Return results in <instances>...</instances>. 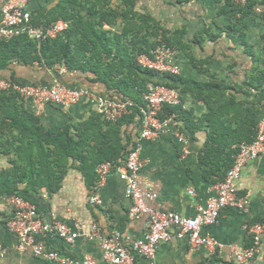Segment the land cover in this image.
I'll return each mask as SVG.
<instances>
[{
  "label": "crops",
  "instance_id": "1",
  "mask_svg": "<svg viewBox=\"0 0 264 264\" xmlns=\"http://www.w3.org/2000/svg\"><path fill=\"white\" fill-rule=\"evenodd\" d=\"M56 1L58 0H30L27 2V9L34 17L39 11L52 9ZM89 3H94L93 7L90 6V24L93 26L90 27V32L96 37L90 34V49L103 51L107 47L99 41L98 34H103L102 41L111 46L109 55H105L103 51L91 57L90 53V63L102 62L104 65L109 63L116 66L119 73L111 76L113 83L121 77L120 72L125 73V66L130 63L127 61L129 56L136 55L141 49L151 51L155 42L162 43L160 37L169 39L176 53V63L181 70L179 75L173 76L179 77V81H173L166 76L171 74L159 73L150 76L138 70V75L133 77L141 80V83L145 80L148 84H179L180 88H183V98L178 106L186 119L198 120L209 109L202 100L196 98L191 87L186 86L184 81L226 86L227 98L235 97L246 102L252 97L246 84L255 81L256 76L264 73V11L258 14L253 10L254 13L251 12L241 19L238 13L225 8L226 0H90ZM257 6L263 5L257 3L254 8ZM111 10H115L120 16L113 20L108 15ZM82 14L85 12L82 11ZM99 17H102V20H98ZM78 32L85 33L82 30ZM78 38L77 36L75 39ZM78 41L82 44L79 39ZM98 57L100 59H97ZM6 73L4 75L7 78L13 74L15 79L28 84L50 86L54 80H58L55 72L35 65L24 67L14 63ZM61 74L64 84L68 87H86L106 97H122L118 89H108L103 81H90L96 79V75L91 71L87 74L81 71L70 72L65 68V72ZM131 96L141 100L134 89L128 90V95L124 97ZM25 104L26 108L34 113L31 105ZM228 114L233 113H224L228 121H231L232 116L230 118ZM35 115L46 129L58 132L70 123L95 116V113L87 103L69 107L48 104ZM180 120L190 139V153L185 157L169 134L142 139L139 136V116L123 122L119 126V135L122 143L139 145L141 160L144 163L140 179L156 193L150 207L157 211H175L192 217L197 208L203 206L214 194L215 184L204 177L202 167L197 161L207 132L202 128L191 135L184 120ZM99 128L101 133L108 131L106 124ZM0 135L4 142L9 144L10 132L3 129ZM115 136L113 134L112 138ZM90 143L96 144L93 137L90 138ZM2 147L1 145L0 148ZM11 157L12 154H0V171L10 168ZM79 164V161L71 164L57 192L48 195L45 188H40L29 193L41 219L62 222L71 229L78 226L82 231H88L91 224L96 223L105 235L119 233L122 242L144 236L146 217L128 216L131 199L126 192L125 183L119 177L122 165L112 166L103 185L97 190L101 199L98 206L88 203L92 190L79 170ZM236 186L239 194L246 195L248 210L243 212L225 207L215 224L202 229L203 234H208L217 241L213 250L205 247L192 248L186 238H176L172 233L167 241L158 245L153 258L136 256L134 264H233L230 258L232 248L248 244L247 227L258 220H264V156L246 163ZM24 187V182L18 183L19 189ZM189 190H193V194L189 193ZM10 212L7 198L0 194V246L4 251L3 256H0V264H52L29 252H18L14 248L15 238L5 227V220ZM44 238L48 248L62 255L74 259L89 255L98 264H105L97 240L77 238L71 243H66L54 236ZM250 264L262 263L257 259Z\"/></svg>",
  "mask_w": 264,
  "mask_h": 264
},
{
  "label": "trees",
  "instance_id": "2",
  "mask_svg": "<svg viewBox=\"0 0 264 264\" xmlns=\"http://www.w3.org/2000/svg\"><path fill=\"white\" fill-rule=\"evenodd\" d=\"M89 2L90 0H58L52 9L39 11L34 17L31 15V22L35 26H46L60 19L69 21L70 27L55 39L37 43L26 35H20L9 40H0V79L10 83H21L13 74H10V78L4 75L14 63L24 67L35 65L41 69H48L55 72L58 81L62 83L64 79L57 68L63 67L70 72L81 71L87 74L91 71L96 75V79L90 81H103L108 89L116 88L122 95L108 98L131 100L134 106L130 113L116 122L106 121L95 114L81 122L70 123L58 132H52L41 124L37 115L26 108L17 92L12 88H0V131L4 129L11 134L9 144L5 143L0 135V146H3L0 148V154H12L9 158L10 168L0 171V194L6 198L17 195L35 205L29 193L40 188H45L48 195L57 192L68 168L76 161L80 162L78 168L84 175L88 187L93 190L98 181L97 166L101 162H110L113 166L123 165L128 153L136 147L135 143H122L119 135V126L123 122L131 121L136 116H139L141 122L142 93L146 91L148 83L145 80L141 83V80L133 76L138 75L137 70L150 76L159 73L142 68L136 61L138 54H150V50L141 49L136 55L129 56V59L127 58L129 66H125V73L120 72L121 77L115 83L112 82L111 76L119 73L116 66L109 63L104 65L102 62L90 63V53L91 57L103 51L105 55H109L111 46L102 41L103 34H98L99 41L107 47L103 51L90 49V34L92 37L95 36L90 32V27H93L90 24V8L94 3ZM257 3L264 6V0H248L245 7L234 4L233 0H226L225 8L238 13L243 19L251 12L254 13V6ZM82 11L85 12L84 15ZM108 15L113 20L120 16L115 10H111ZM98 20H102V17ZM79 30L85 33H79ZM77 36L82 44L75 39ZM160 40L172 47L168 38L160 37ZM159 43L161 42H155L152 49ZM166 76L173 81H179L177 76ZM183 83L190 86L196 98L207 105L208 112L194 120L186 119L183 112L180 113V106H165L163 110L167 114L176 113L179 119L182 118L191 135L204 128L207 136L198 153L197 161L202 167L204 177L214 184L219 183L231 168L238 146L251 142L256 135L258 119L264 110V73L256 76L255 81L246 84L252 93L251 99L246 102L235 97L227 98L226 86L194 81ZM162 84L183 92L179 84ZM130 89L137 91L141 100L132 96L125 98ZM226 112L233 113L228 114L230 118L232 116L231 121L224 115ZM102 123L108 126L105 134L99 130V127L103 126ZM113 134L116 135L114 139ZM92 137L95 145L90 143ZM23 182L25 187L19 189L18 183Z\"/></svg>",
  "mask_w": 264,
  "mask_h": 264
},
{
  "label": "built area",
  "instance_id": "3",
  "mask_svg": "<svg viewBox=\"0 0 264 264\" xmlns=\"http://www.w3.org/2000/svg\"><path fill=\"white\" fill-rule=\"evenodd\" d=\"M28 1L30 0H0V40L26 35L40 43L55 39L70 27V22L62 19L46 26L33 25L32 13L27 9ZM233 2L240 7H245L248 0H233ZM254 10L260 14L264 11V7L257 6ZM136 61L142 68L162 74L179 75L181 71L179 64L176 63L174 48L163 42L153 48L150 54L138 55ZM59 72H65V68L59 69ZM54 81L50 86H44L10 83L0 79V88H12L22 102L31 105L34 114L48 104L69 107L87 103L91 105L93 112L104 120L116 122L130 113L134 106L131 100L111 99L86 87L71 88L58 80ZM182 98V93L177 88L149 83L146 91L142 93L144 104L141 106L139 136L142 139H153L162 134H169L179 145L180 153L185 157L190 153L188 133L176 113L167 114L163 110L165 106L180 105ZM260 156H264V110L259 116L253 140L238 146L233 164L225 178L214 185V194L203 206L197 208L194 216L187 217L175 211H157L150 207V203L156 198V193L140 179V171L144 163L141 160L139 145L136 144V147L124 159L125 162L119 169V177L125 183L126 192L131 199L128 216L130 218L146 217V231L140 239L122 242L119 233L105 235L96 223H92L88 231H82L78 226L71 229L62 222L44 221L39 216L35 205L17 195L7 198L11 212L5 220V227L15 238L14 248L18 252H29L52 264L98 263L89 255L74 259L48 248L44 242L46 236H54L66 243H71L77 238L97 240L105 264H134L136 256L151 259L158 245L167 241L172 233L176 238H186L192 248L205 247L213 250L217 241L208 234H203L202 229L215 224L225 207L243 212L248 210L247 197L238 193L236 182L246 163ZM112 166L110 162H101L97 166L98 181L88 196L89 204L98 206L101 204L97 190L103 185ZM189 193L193 194V190H189ZM246 233L249 243L242 247H233L231 261L233 264H250L258 259L264 264V222H255L248 226ZM3 254L4 251L0 246V256Z\"/></svg>",
  "mask_w": 264,
  "mask_h": 264
},
{
  "label": "rangeland",
  "instance_id": "4",
  "mask_svg": "<svg viewBox=\"0 0 264 264\" xmlns=\"http://www.w3.org/2000/svg\"><path fill=\"white\" fill-rule=\"evenodd\" d=\"M38 212V211H37Z\"/></svg>",
  "mask_w": 264,
  "mask_h": 264
}]
</instances>
